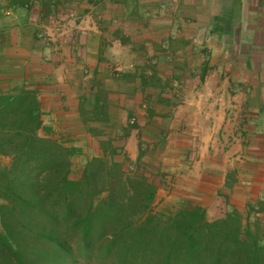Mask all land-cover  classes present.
I'll return each instance as SVG.
<instances>
[{"label":"rangeland","instance_id":"374dc122","mask_svg":"<svg viewBox=\"0 0 264 264\" xmlns=\"http://www.w3.org/2000/svg\"><path fill=\"white\" fill-rule=\"evenodd\" d=\"M103 1L106 9L110 4L107 13H119V7L113 4L114 0ZM132 1L136 4L138 2ZM221 4L225 5L222 2ZM232 5L234 8L221 13L223 23L212 21L205 12L198 16L199 19L182 15L184 11L180 10V6L174 7V4L150 5L149 21L148 15H142L138 25L143 29L137 33H146L147 29L144 27L146 24H152L157 26V29H153L155 34H160L149 37V48L144 54L149 61V84L146 86L149 97L143 96L139 101L132 103L125 98L133 99L130 92L134 82L120 80L116 75L132 72L140 65L141 59L129 51L130 36L126 35L123 48L114 46L111 42L115 37L124 36V32L121 33L122 30H127L124 28L131 30L134 19L132 12H121V15L125 14L122 20L112 16L105 19L110 20L109 22L103 23V30L106 31V38L103 39V58L106 63L99 77L102 79L100 83L107 91V97L115 100V105L109 107L108 125L113 127L114 123H123L131 126L132 116H135V122L138 124V127H133L126 135H123V130L120 129L115 135L116 138L111 137L112 142L111 146H107V153H110L111 149L115 150L114 158L122 163L120 167L124 168L126 174L136 176L142 171L154 174L157 181L150 205L152 213L168 215L180 207L190 208L197 205L204 209V217L209 221L218 219L220 214L223 217L228 207L222 198L213 200L209 194V185L195 184V180L199 173L208 169L221 173L227 160L233 159L231 155L239 153L237 144L242 136L236 131L242 124V119L248 121L246 127L250 130L264 128V43L258 44L264 42V32L256 33L248 40L253 47L234 48L240 40L247 39L241 29L237 33L234 29L237 26L242 27L241 17L244 15L235 0ZM259 10L264 11V2L259 6ZM231 12L233 20L228 25L224 22L230 18ZM113 17H116L118 22L113 21ZM181 19L189 26H209L214 32L211 35L215 37L205 40L204 36L208 32L201 29L199 36H196V43L192 37L179 38L177 30L181 28L178 25ZM223 26H228L229 31L218 35L217 28ZM165 28L171 29L172 34L161 35ZM132 31L135 32V28H132ZM131 40L140 49L141 38L133 37ZM206 59L208 66L201 78V64ZM115 65L122 66V71L115 72ZM95 80L97 79L93 77L90 82ZM260 106L263 107L260 117L253 116ZM147 108L149 120L145 122L143 116ZM111 130L113 128H110ZM102 135L104 134L100 137L104 139L108 134ZM91 139L94 142L93 138ZM86 141L81 160L79 152L68 146L74 150L70 157L68 174L71 180L79 179L83 165L94 156L93 147L87 145ZM93 144L94 147L97 146L95 142ZM8 162V156L0 155V171ZM105 194L103 191L100 197ZM5 204V200L0 196L1 234V211ZM9 217L6 214L4 219L9 221ZM46 219L49 221L47 227L59 232L63 244H55L42 235L14 225V230L18 231L15 233L16 241L3 233L14 251L10 252L0 239V264H117V256L113 253L116 250H105L107 235L103 232L93 233L86 243L82 241L78 228H71L63 222L54 223L49 217ZM252 219L253 217H250V220ZM120 248V244L116 246V249ZM126 264H149V260L131 261Z\"/></svg>","mask_w":264,"mask_h":264},{"label":"trees","instance_id":"16d2710c","mask_svg":"<svg viewBox=\"0 0 264 264\" xmlns=\"http://www.w3.org/2000/svg\"><path fill=\"white\" fill-rule=\"evenodd\" d=\"M124 39L121 37L120 41L125 42ZM138 57L140 65L132 72L116 75L120 80L134 82L130 92L133 99L125 98L131 103L149 97V61L144 54ZM207 61L201 64V78ZM100 81L89 84L81 106L83 122L99 154L85 162L77 180L68 178L74 150L37 132L41 121L35 95L26 89L17 94L0 92V155L9 157L0 171V196L6 203L1 211L3 233L16 241L17 225L61 245L59 232L47 227L49 217L54 223L78 228L86 243L97 231L106 234L105 250H116L113 253L117 264L146 260L149 264H264V222L258 216L250 220L248 214L243 216L229 208L223 217L209 221L204 217V209L197 205L180 207L168 215L150 211L156 191L154 174H126L120 167L122 163L114 158L115 150L107 153L111 137L116 138L120 129L126 135L138 127L136 118L132 116L131 126L108 125L109 107L115 102L108 99ZM262 110L260 106L253 116ZM145 112L147 122L149 108ZM242 121V144L255 156L264 155V147H255L264 142V133L249 130L243 134L248 121ZM101 134L108 135L102 139ZM231 179L228 173L225 187ZM103 191L106 194L100 197ZM6 214L9 221L4 219ZM3 233V246L14 251ZM119 244L120 250L116 249Z\"/></svg>","mask_w":264,"mask_h":264},{"label":"crops","instance_id":"0c3cea01","mask_svg":"<svg viewBox=\"0 0 264 264\" xmlns=\"http://www.w3.org/2000/svg\"><path fill=\"white\" fill-rule=\"evenodd\" d=\"M114 1L113 4L119 7L120 14L107 13L110 4L106 9L103 0H0V92L17 94L22 89L30 90L39 104L41 126L38 134L51 136L66 147H74L79 152V160L82 158L81 152L85 150V140L88 142L87 145L93 147L92 155L99 154L83 122L81 106L93 74L97 76L95 79L100 80L99 76L106 63L103 58L105 54L103 39L106 38L103 23L110 20L105 19L117 16L122 20L127 12H132L134 18H131L132 28H135V32L132 28L131 30L124 28L127 30H122L121 33L124 32V38L130 36L129 51L139 56L148 50L149 37L160 35L155 34L157 26L152 24L148 26L146 24L144 27L147 29L146 33L137 34L143 29L138 25L142 15H148L149 21L150 5L174 4V7L180 6V10L184 11L182 15H190L197 19L205 12L212 21L217 20L221 23L224 21L221 13L234 8L232 5L234 0H138L137 4L132 0ZM235 1L244 16L241 17L242 27L237 26L234 29L236 33L241 29L247 41L240 40L234 48L253 47L248 40L256 33L264 32V11L259 10L264 0ZM222 8L224 9L221 10ZM121 12L125 14L121 15ZM232 17L231 12L230 18L224 23L231 24ZM113 21L118 22L116 17H113ZM178 25L181 27L177 30L179 38L192 37L195 42L201 29L208 32L204 36L205 40L215 37L211 35L214 32L209 26L205 28H199L196 24L189 26L182 19ZM223 27L217 28L218 35L229 31L228 26ZM171 32V29L165 28L161 35H170ZM121 37L113 38L112 44L120 48L125 47L126 43L120 41ZM133 37L141 38L140 49L137 48V44H133L131 40ZM108 99L115 101L111 97ZM259 115L260 113H257L255 116ZM249 130L247 128L243 134H248ZM236 132L241 135L239 127ZM251 132L263 135L264 128L251 129ZM242 138L238 139L239 153L231 155L233 159L227 160L221 173L212 169L202 171L195 184L209 185L211 198L218 200L221 197L228 210L235 208L243 216L247 214L249 218L258 216V219L264 222V208L260 209L264 207V155L255 156L249 147H244ZM255 147H264V142L256 143ZM228 173L232 179L225 187ZM223 194L227 196V201ZM220 215L217 217L220 218Z\"/></svg>","mask_w":264,"mask_h":264},{"label":"built area","instance_id":"2783aa9c","mask_svg":"<svg viewBox=\"0 0 264 264\" xmlns=\"http://www.w3.org/2000/svg\"><path fill=\"white\" fill-rule=\"evenodd\" d=\"M122 69H123V67L120 66V65H115V66L113 67V70H114L115 72H120V71H122Z\"/></svg>","mask_w":264,"mask_h":264}]
</instances>
